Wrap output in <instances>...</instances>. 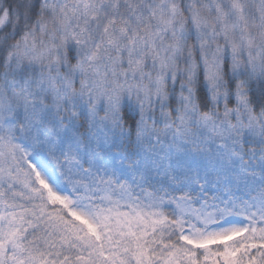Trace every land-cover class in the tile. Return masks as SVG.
Returning <instances> with one entry per match:
<instances>
[{"label": "snow or ice", "instance_id": "1", "mask_svg": "<svg viewBox=\"0 0 264 264\" xmlns=\"http://www.w3.org/2000/svg\"><path fill=\"white\" fill-rule=\"evenodd\" d=\"M0 264H264V0H0Z\"/></svg>", "mask_w": 264, "mask_h": 264}]
</instances>
